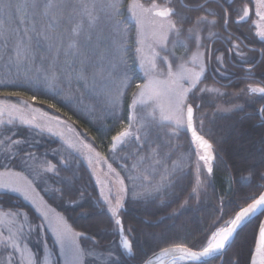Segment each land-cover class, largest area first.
Instances as JSON below:
<instances>
[{
  "label": "snow or ice",
  "instance_id": "snow-or-ice-1",
  "mask_svg": "<svg viewBox=\"0 0 264 264\" xmlns=\"http://www.w3.org/2000/svg\"><path fill=\"white\" fill-rule=\"evenodd\" d=\"M249 4L252 7L245 4L235 11L236 23L248 21L253 14L264 22V0H249ZM217 7L220 13L213 8L211 0H152L148 6L140 0H0V96L22 97L24 89L39 86L53 91L67 86L70 93L78 96L82 95L81 89H87L97 93L104 109L121 120L118 114L122 102L131 93L130 116L111 137L109 146L113 160L123 161L119 166L127 175H121L91 143L79 139L78 133V142L73 143L60 128L37 122L35 113L45 117L48 113L30 108L23 101L21 104L0 102V168L3 169L0 197L17 193L41 217L33 225L26 211L0 209V264H41L38 252L30 246L33 237L43 249V264H60L51 259L52 250L46 238L49 230L59 247L62 264H129L128 257L135 261L141 251L133 237L135 229L126 226L124 213L129 204L158 199L162 191L182 184L185 169L191 163L181 151L179 141L188 132L197 149V178L189 197L199 201L205 183L201 170L211 178L214 162L223 151L219 142L203 134L206 102L215 103L227 95L222 90L225 86L217 87L214 80L212 86L208 84L212 79L207 73L211 45L217 36L215 29L229 24L232 5ZM257 28L256 35L264 42V24ZM237 41L239 37L229 33L226 51L251 65L247 69L251 74L257 61L245 59L241 42ZM260 56L264 57V49L260 50ZM215 60L217 66L213 71L223 75L226 54H218ZM241 91L249 98L257 95L264 98V86L249 84ZM27 99L36 100L37 94ZM48 107L56 108V105L48 104ZM216 110L238 115L244 105L233 103L230 108L217 106ZM258 117L264 123V107L259 109ZM57 124L63 122L57 120ZM21 129L37 131L29 138ZM45 131L61 137L67 148L83 155L90 166L94 160L106 163L115 177L107 185L99 176L96 178L103 201L98 200L97 207L107 212L110 226L118 234L115 248L108 247L104 252L88 248L85 242L90 240L94 246L98 245L97 237L75 230L37 192V176L44 173L60 176L56 165L47 160L40 163L31 150L37 143L35 135ZM68 131L75 130L68 128ZM260 147L258 157L254 152L245 157L249 173L246 179L258 177L262 182L258 193L238 205L229 218L216 223L206 237V244L194 250L185 242H173L155 253L157 264H215L233 247L239 257L247 243L244 227L258 214L264 216V136ZM128 160L132 161L131 165ZM64 163L67 164L66 159ZM53 191L61 198L66 194L63 188ZM188 205L189 199L185 198L180 207ZM219 205L218 214L223 216L222 197ZM248 251L246 261L237 258L233 264H264V223L259 224ZM139 264L154 262L141 258Z\"/></svg>",
  "mask_w": 264,
  "mask_h": 264
},
{
  "label": "trees",
  "instance_id": "trees-1",
  "mask_svg": "<svg viewBox=\"0 0 264 264\" xmlns=\"http://www.w3.org/2000/svg\"><path fill=\"white\" fill-rule=\"evenodd\" d=\"M225 8L229 4L230 17L227 29L218 27L216 33L221 36L229 35L228 30L241 36L248 45L258 46L264 49V42L260 41L256 35H252L247 30L246 24H237L235 11L241 9L245 4H249V0H221ZM141 3L148 6L152 0H140ZM159 2V0H157ZM213 8L220 13L221 9L218 4L212 1ZM218 8V9H217ZM134 36V33H133ZM220 53L226 54V63L221 69L223 75L215 73L217 80L230 83L232 65L228 58L227 49L222 45L221 41H216L213 46L212 58L210 60L211 69L215 68V49ZM233 59L236 56L233 54ZM256 72H264V58L256 69ZM209 75V74H207ZM210 76V75H209ZM213 80L219 87L215 79L208 81L212 85ZM224 91L227 93H241L245 89V84H237L235 81L230 85H224ZM77 87L73 85V88ZM17 90V89H13ZM22 97H2L0 101L5 103L21 104L27 102L30 108L39 109L40 112L48 113V116H40L35 113L37 122L45 126L60 128L64 131L65 136L73 143L79 139L85 143H91L96 151L100 152L102 157L107 158L108 163H112L121 175H127L122 171L119 158L113 160V154L109 151L111 137L120 130L122 123H126L130 116L128 105L131 102V93L129 92L124 98L119 112L121 120L115 119L111 112L104 109L101 97L87 89H81L82 95L70 93L67 86L60 90H50L46 87H32L24 89ZM37 94V99L29 101L28 96ZM40 101H45L41 103ZM217 100L215 101V103ZM48 104H55L56 108H49ZM59 109V111H57ZM214 104H206L203 107V114L210 115L214 112ZM29 115H33L29 113ZM49 117H55L63 124H57V120H50ZM74 129V132L68 131V128ZM37 130L21 129V132L32 138ZM206 138H210L213 142H219L223 151L218 153L216 163H214V171L211 178L207 177L206 172L201 170V178L205 183L201 189L199 201L189 197L192 186L196 183L197 173L195 167L196 149L191 143L188 133L182 134L179 141L181 151L185 154L191 167L185 169V178L179 187L162 191L158 194V199H149L148 201H138L135 205H128L127 211L124 213L126 226L130 225L135 229L133 237L136 246L141 251V255L133 261L128 257L129 264H139L141 258L147 259L152 254L160 251L163 247L171 246L173 242H185L189 246L198 249L201 245L206 244V237L209 235L213 226L222 222V220L230 217L234 209L238 205L245 203V200L254 196L259 191V185L262 183L258 177L251 180L246 179L249 175L248 164L245 157L249 152L260 154V139L264 136V123L258 117V111L250 106L249 103L244 104V110L238 115L230 113L221 116H215L211 121L206 123L203 129ZM37 143L32 147V151L39 158V162L56 165L60 170V176L52 173H44L42 176L35 178L37 190L45 201L60 212L68 223L77 231H83L88 235L97 237L98 245H93L92 241H86L88 248L96 252H104L108 247H116L118 242V234L112 230L106 211L97 207V201L101 203L100 197L101 186L97 184L96 178L105 181L114 182L115 177L109 172L107 164L102 161H93L90 166L83 155L76 154L72 149H68L67 145L59 136H53L47 131L35 135ZM247 149V151H245ZM67 160V164L64 160ZM128 165L132 164L131 160L127 161ZM95 169V175L93 174ZM3 169L0 168V171ZM19 171L20 169H16ZM27 174V172H25ZM31 178V177H30ZM63 188L65 195L61 198L55 194L53 189ZM113 194L115 188L113 187ZM223 198L224 210L223 216L218 214L219 199ZM185 198L189 199V205L181 208ZM0 209L11 211L19 208L26 211L33 223L40 221L41 217L34 207L24 200L18 194L7 193L0 197ZM73 201V203H70ZM81 205H84L81 208ZM263 216L256 217L251 220L243 231V236L247 243L237 257V249L233 247L224 256L223 260H217L215 264H233L239 258L241 261L248 259V245L251 244L252 237L258 232V226ZM44 234V233H42ZM46 238L50 241V233L46 232ZM122 251V250H121ZM104 259H107V253H104ZM197 264V263H184Z\"/></svg>",
  "mask_w": 264,
  "mask_h": 264
},
{
  "label": "flooded vegetation",
  "instance_id": "flooded-vegetation-1",
  "mask_svg": "<svg viewBox=\"0 0 264 264\" xmlns=\"http://www.w3.org/2000/svg\"><path fill=\"white\" fill-rule=\"evenodd\" d=\"M214 2H216V4H222L221 0H212ZM250 7V6H249ZM218 9V8H217ZM218 12V10H217ZM219 13V12H218ZM238 19V17L235 18V21ZM256 20L255 15H251L248 19V21L245 22H241L240 24H246L247 30L249 32H251L252 35H256V26L254 24V21ZM228 25L225 27L227 29ZM228 33H231L233 37H239V41L237 42H241V49L242 51L245 53V59H249V60H256L257 64L255 67L252 68V73L249 74L247 69L251 66L249 64H244L241 61L240 57L236 56V60L233 59V54L234 53H230L228 52V58L229 61L232 65V70H231V77L233 78V80L231 82H236L237 84H245V89H247V86L249 84H254L257 86H264V84H262V81H264V72H256L257 67L259 66V64L261 63V61L263 60L264 57L260 56V50H262V48L258 47V46H251L248 45L245 40L235 34L232 33L231 31L228 30ZM257 36V35H256ZM258 37V36H257ZM259 39V37H258ZM260 40V39H259ZM216 41H221L222 45L228 49L229 47V35L227 36H221V34L217 33V36L214 38V42L211 45V54L213 53V46L215 44ZM220 51V47L219 50L216 48L215 49V57L218 55ZM215 63V67L217 66L216 64V60H214ZM209 74L213 79H215L217 81V84H219L218 86L220 87L221 85H230V83H225V82H221L217 80V76L215 75V73L213 72V70L211 69L210 66V61H209V72L207 73ZM249 103L250 106L254 107L257 111H259V109L261 107H264V98L259 97L258 95L252 98L247 97V102ZM216 163V162H215Z\"/></svg>",
  "mask_w": 264,
  "mask_h": 264
},
{
  "label": "rangeland",
  "instance_id": "rangeland-1",
  "mask_svg": "<svg viewBox=\"0 0 264 264\" xmlns=\"http://www.w3.org/2000/svg\"><path fill=\"white\" fill-rule=\"evenodd\" d=\"M254 24L256 26V32H257L258 31L257 25H262V24H264V22L259 21L258 18L256 17V20L254 21ZM209 86H212V85H209ZM224 92H226V91H224ZM226 94H227L226 96L219 98L216 103H212L211 101H207L206 102V104H214L215 109H214V112L211 113L210 115L203 114L204 127L206 126V123H208L209 121H211L215 116L218 117V116H221V115L230 114V113H227V112H218L216 110L217 106H222L224 108H230L233 105V103H241V104L244 105L245 102H247V97L244 95L243 92H241V93H234V92L233 93L232 92L231 93H227L226 92ZM0 102L5 103L4 101H0ZM204 127H203V129H204ZM37 192H38V190H37ZM13 194L16 195L17 193H13ZM39 195H40V193H39ZM27 202L30 203L29 201H27ZM34 209H35V207H34ZM30 220H31V218H30ZM33 225H35V223H33ZM49 233H50V239H49L50 241H48V246H49V249L52 250L51 259L54 262L59 261L60 264H62V259L59 257V247H58V245L55 244V238L52 236V233H51L50 230H49ZM30 246L33 247L38 252V254L40 256L41 264H43L44 252H43V249L36 243L35 237H33V239L30 241ZM183 264H184V262H183Z\"/></svg>",
  "mask_w": 264,
  "mask_h": 264
},
{
  "label": "water",
  "instance_id": "water-1",
  "mask_svg": "<svg viewBox=\"0 0 264 264\" xmlns=\"http://www.w3.org/2000/svg\"><path fill=\"white\" fill-rule=\"evenodd\" d=\"M188 134H189V136H190V138H191V133L188 132ZM191 143H192L193 147L196 149V145L194 144V142L192 141V139H191ZM196 150H197V149H196ZM215 162H216V161H215ZM215 162H214V163H215ZM259 216H260V215L258 214L256 217H259ZM256 217H253L252 219H250V221L253 220V219H255ZM250 221H249V222H250ZM249 222H248V223H249ZM248 223H247V224H248ZM261 223H264V216L262 217ZM247 224H246V225H247ZM257 234H258V232H257ZM121 250H122V249H121ZM158 252H159V251H158ZM158 252H156V253H158ZM146 260H152V261L154 262V264L157 263V262H156V255H155V253L152 254L151 256H149ZM191 263H197V262H191Z\"/></svg>",
  "mask_w": 264,
  "mask_h": 264
},
{
  "label": "bare ground",
  "instance_id": "bare-ground-1",
  "mask_svg": "<svg viewBox=\"0 0 264 264\" xmlns=\"http://www.w3.org/2000/svg\"><path fill=\"white\" fill-rule=\"evenodd\" d=\"M184 263H191V262H184ZM155 264H157V263H155Z\"/></svg>",
  "mask_w": 264,
  "mask_h": 264
}]
</instances>
